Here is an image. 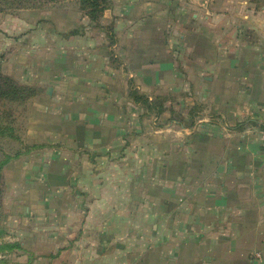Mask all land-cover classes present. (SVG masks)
I'll list each match as a JSON object with an SVG mask.
<instances>
[{"label": "crops", "instance_id": "1", "mask_svg": "<svg viewBox=\"0 0 264 264\" xmlns=\"http://www.w3.org/2000/svg\"><path fill=\"white\" fill-rule=\"evenodd\" d=\"M106 1L24 44L20 262L264 264V0Z\"/></svg>", "mask_w": 264, "mask_h": 264}, {"label": "rangeland", "instance_id": "2", "mask_svg": "<svg viewBox=\"0 0 264 264\" xmlns=\"http://www.w3.org/2000/svg\"><path fill=\"white\" fill-rule=\"evenodd\" d=\"M52 13L62 14L60 18L70 21L88 17V9L81 0H0V164L7 165L34 148L26 143L24 135L31 106L40 91L25 79L26 69L34 68V58L25 45L34 41V32L48 24L45 17ZM4 197L2 183L0 264H24L20 262L18 245L9 239Z\"/></svg>", "mask_w": 264, "mask_h": 264}, {"label": "trees", "instance_id": "3", "mask_svg": "<svg viewBox=\"0 0 264 264\" xmlns=\"http://www.w3.org/2000/svg\"><path fill=\"white\" fill-rule=\"evenodd\" d=\"M84 8L88 9V17L92 21H97L106 9V1L105 0H81ZM0 170L6 165V162L0 164ZM4 165V166H3ZM1 171H0V194H1Z\"/></svg>", "mask_w": 264, "mask_h": 264}, {"label": "built area", "instance_id": "4", "mask_svg": "<svg viewBox=\"0 0 264 264\" xmlns=\"http://www.w3.org/2000/svg\"><path fill=\"white\" fill-rule=\"evenodd\" d=\"M260 141L262 142V144L264 145V131L261 133L260 135ZM257 257H260V255H256Z\"/></svg>", "mask_w": 264, "mask_h": 264}]
</instances>
